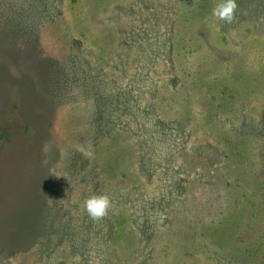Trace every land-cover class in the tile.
<instances>
[{"label":"rangeland","instance_id":"1","mask_svg":"<svg viewBox=\"0 0 264 264\" xmlns=\"http://www.w3.org/2000/svg\"><path fill=\"white\" fill-rule=\"evenodd\" d=\"M218 2L0 0V264H264V0Z\"/></svg>","mask_w":264,"mask_h":264},{"label":"clouds","instance_id":"2","mask_svg":"<svg viewBox=\"0 0 264 264\" xmlns=\"http://www.w3.org/2000/svg\"><path fill=\"white\" fill-rule=\"evenodd\" d=\"M236 7L235 0H219L212 9V15L219 20L230 23L233 20ZM110 207V200L105 195L91 196L84 201V210L94 220L104 217Z\"/></svg>","mask_w":264,"mask_h":264},{"label":"trees","instance_id":"3","mask_svg":"<svg viewBox=\"0 0 264 264\" xmlns=\"http://www.w3.org/2000/svg\"><path fill=\"white\" fill-rule=\"evenodd\" d=\"M43 1H45V0H43Z\"/></svg>","mask_w":264,"mask_h":264}]
</instances>
